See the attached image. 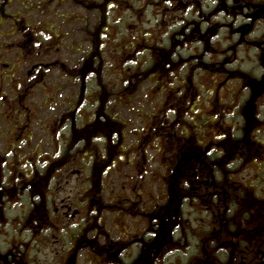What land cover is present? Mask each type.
Wrapping results in <instances>:
<instances>
[{
    "label": "flooded vegetation",
    "instance_id": "af4514ba",
    "mask_svg": "<svg viewBox=\"0 0 264 264\" xmlns=\"http://www.w3.org/2000/svg\"><path fill=\"white\" fill-rule=\"evenodd\" d=\"M22 1L0 0V264H264V0H65L59 26ZM141 57L163 82L136 132Z\"/></svg>",
    "mask_w": 264,
    "mask_h": 264
},
{
    "label": "rangeland",
    "instance_id": "374dc122",
    "mask_svg": "<svg viewBox=\"0 0 264 264\" xmlns=\"http://www.w3.org/2000/svg\"><path fill=\"white\" fill-rule=\"evenodd\" d=\"M22 2L27 4V6H26L27 10H23L21 8L22 6L20 4H17V3H13V8H6V10L8 12L12 13L16 9H18L21 12H23L24 15H27L25 20H27L28 18L34 19L36 16V11L34 10L35 6L33 3L37 4V0H23ZM69 6L70 5L68 4V2H65V0H50V3L48 4L47 8H44V9L40 8V12H43V11L46 12L44 15L45 18H51L53 16V14H56V19H57L56 22L59 26L61 24H64V21H63L64 15L66 16L65 17L66 21H69L70 17L67 16L68 14H71L73 17V16L78 15L80 13V10L78 8H76L73 4L71 5L72 9ZM125 6H126V3L125 4L123 3V7H125ZM91 21H93V20H91ZM71 23L73 24V26L81 25V22L74 20V19H72ZM69 27H72V26L70 25ZM212 47L215 48L216 46H212ZM188 49H189V47H188ZM222 50H224V48ZM186 53H188V52H186ZM211 55H215V54H211ZM216 55L219 56L221 54H219V55L216 54ZM211 58L213 61H215V62H213V68L217 69V68L225 67V65H226V66H229L230 69H232V65H230V64L227 65L228 63H231L232 61L222 63L224 58L209 57L208 52L205 51L204 57L202 58V59H204V62H206L207 60H209ZM142 59H143V57L137 58L136 60L130 61L126 64V66L136 76L132 81L134 90L136 91L134 93V95L136 94V96H135L134 100H131L132 105H129V107L132 108V113L130 115L131 119H133L132 126L134 127L136 132L140 131L144 127V120H143L144 115L151 112L152 108L160 100V95L156 94V92L158 91L157 87L159 86L158 80L157 79L153 80L154 78H151V77L150 78L145 77L146 72L149 71V68L147 67L146 61H142ZM207 64L210 65V64H212V62L207 63ZM260 64L262 65V63H260ZM239 66L242 68V70H248L249 66H252L255 68L257 66H258L257 68L261 67L258 64V62L255 63L254 59H252L251 62H242ZM116 71H117V68H116ZM105 80L111 81L112 79H105ZM231 81L232 80H230L229 83ZM154 82H155V84H154ZM231 84L234 85L235 82L232 81ZM259 104H261V105L258 108L260 111H263L262 114H264V100L260 101ZM133 110H135V111H133ZM189 124H193V123L189 122ZM127 129H128V131H130L129 127ZM175 130L177 133V127H175ZM196 134H199V133H196ZM128 135H129L128 138H130L131 141H134L133 135H135V132L131 131ZM155 167H156V164H152L151 169H154ZM152 188H155V185H152ZM104 198H106V197H104Z\"/></svg>",
    "mask_w": 264,
    "mask_h": 264
},
{
    "label": "trees",
    "instance_id": "16d2710c",
    "mask_svg": "<svg viewBox=\"0 0 264 264\" xmlns=\"http://www.w3.org/2000/svg\"><path fill=\"white\" fill-rule=\"evenodd\" d=\"M146 77V76H145ZM153 80H155V79H153ZM158 80V83H159V86L157 87V89L161 86V80L160 79H157ZM105 81V80H104ZM132 81H133V78H132ZM162 82H163V80H162ZM154 84H155V82H154ZM160 90L158 89V91L156 92V94H159L160 95V92H159ZM136 91L134 90L133 91V94L135 93ZM135 96H136V94L134 95V98H135Z\"/></svg>",
    "mask_w": 264,
    "mask_h": 264
}]
</instances>
